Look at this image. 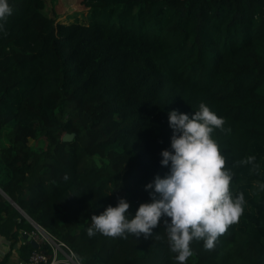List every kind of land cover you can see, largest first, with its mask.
Returning <instances> with one entry per match:
<instances>
[{
  "label": "trees",
  "instance_id": "trees-1",
  "mask_svg": "<svg viewBox=\"0 0 264 264\" xmlns=\"http://www.w3.org/2000/svg\"><path fill=\"white\" fill-rule=\"evenodd\" d=\"M41 1L9 0L0 32V189L79 264H178L164 218L148 238L87 228L120 197L133 215L151 201L168 112L204 102L224 117L213 137L245 204L185 264H264V0H80L87 23L36 15ZM30 230L0 193V264L28 259Z\"/></svg>",
  "mask_w": 264,
  "mask_h": 264
},
{
  "label": "clouds",
  "instance_id": "clouds-1",
  "mask_svg": "<svg viewBox=\"0 0 264 264\" xmlns=\"http://www.w3.org/2000/svg\"><path fill=\"white\" fill-rule=\"evenodd\" d=\"M11 14L9 0H0V32ZM168 122L170 147L161 150L160 161L168 171L145 185L151 201L141 203L133 215L129 201L120 197L115 206L92 214L87 235L148 238L164 218L170 251L176 253L178 264H185L193 254L190 242L203 240L205 248H213L218 236L243 213L245 200L242 193L234 195L230 190L232 171L213 137L216 129L224 131V117L201 102L191 116L170 110Z\"/></svg>",
  "mask_w": 264,
  "mask_h": 264
},
{
  "label": "built area",
  "instance_id": "built-area-1",
  "mask_svg": "<svg viewBox=\"0 0 264 264\" xmlns=\"http://www.w3.org/2000/svg\"><path fill=\"white\" fill-rule=\"evenodd\" d=\"M31 225L32 230L23 232L35 239L38 247L34 248L28 259L20 264H79L74 253L62 241L43 227Z\"/></svg>",
  "mask_w": 264,
  "mask_h": 264
},
{
  "label": "rangeland",
  "instance_id": "rangeland-1",
  "mask_svg": "<svg viewBox=\"0 0 264 264\" xmlns=\"http://www.w3.org/2000/svg\"><path fill=\"white\" fill-rule=\"evenodd\" d=\"M35 8L36 15L54 18L63 23L70 21L87 23L90 21L88 9L80 0H42L36 4ZM35 145L40 146L41 142L38 141Z\"/></svg>",
  "mask_w": 264,
  "mask_h": 264
},
{
  "label": "water",
  "instance_id": "water-1",
  "mask_svg": "<svg viewBox=\"0 0 264 264\" xmlns=\"http://www.w3.org/2000/svg\"><path fill=\"white\" fill-rule=\"evenodd\" d=\"M72 135L73 134H64L62 136V140L63 141H68L72 139ZM0 193L14 206V208L30 223V224H34V225H38L37 223H35L15 202H13L1 189H0ZM22 237L30 242V244L32 245L33 248H37L38 244L36 242L35 239L31 238L28 234H25L24 232H22Z\"/></svg>",
  "mask_w": 264,
  "mask_h": 264
},
{
  "label": "crops",
  "instance_id": "crops-1",
  "mask_svg": "<svg viewBox=\"0 0 264 264\" xmlns=\"http://www.w3.org/2000/svg\"><path fill=\"white\" fill-rule=\"evenodd\" d=\"M22 232L20 233L21 236V241H26L23 237H22ZM21 241H19V243H21ZM8 242L5 241L1 236H0V258H2L4 256V254L7 252V246ZM18 244H15L13 247L17 248ZM10 264H20L23 261L17 256V253L15 251L12 252L10 259H9Z\"/></svg>",
  "mask_w": 264,
  "mask_h": 264
}]
</instances>
